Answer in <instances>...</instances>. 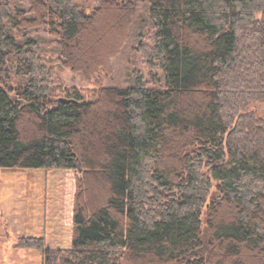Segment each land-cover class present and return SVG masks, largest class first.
I'll list each match as a JSON object with an SVG mask.
<instances>
[{
  "label": "trees",
  "instance_id": "1",
  "mask_svg": "<svg viewBox=\"0 0 264 264\" xmlns=\"http://www.w3.org/2000/svg\"><path fill=\"white\" fill-rule=\"evenodd\" d=\"M141 1L151 21L140 50L165 72V88L140 76L96 99L76 91L58 102L35 38L14 33L47 26L66 65L90 77L110 68ZM28 3L0 0V168L82 177L71 246L25 234L15 247L39 249L41 264H122L128 253L157 264H264V0H99L91 12L77 0ZM108 8L123 20L119 40L106 63L80 68V53L105 41Z\"/></svg>",
  "mask_w": 264,
  "mask_h": 264
},
{
  "label": "rangeland",
  "instance_id": "2",
  "mask_svg": "<svg viewBox=\"0 0 264 264\" xmlns=\"http://www.w3.org/2000/svg\"><path fill=\"white\" fill-rule=\"evenodd\" d=\"M9 1L13 8H29L28 0ZM77 2L84 5L87 12H91L99 0ZM103 16L107 33L105 41L98 42L97 39L92 42L93 45L80 53L83 60L75 59V62L79 61L76 64L80 68L84 67V60L92 63L91 70L97 67L99 61L106 63L109 58L106 50L119 40L123 20L116 21L117 13L109 8ZM114 21L118 23H113ZM150 21V3L139 2L127 39L121 50L110 58V68L98 69L90 77L84 71L66 65L57 37L49 32L47 26L28 31L15 30L14 33L20 43L28 37L35 38L46 64L51 66L54 72L51 83L55 89V99L68 98V94L76 91L81 92L86 99H96L104 87L128 86L141 77L147 86L166 87L163 69L157 64H152L140 50L142 39L149 34ZM15 68L17 66L10 67L12 70ZM260 107L264 114V104ZM26 129H30L29 123L26 124ZM93 136L90 137V144L93 143ZM81 177L82 173L72 168H0V264H41L39 249L15 247V240L25 234L45 235L51 247L71 246L75 197ZM89 181L92 191L100 188L91 179ZM122 264L157 263L147 262L128 253Z\"/></svg>",
  "mask_w": 264,
  "mask_h": 264
},
{
  "label": "water",
  "instance_id": "3",
  "mask_svg": "<svg viewBox=\"0 0 264 264\" xmlns=\"http://www.w3.org/2000/svg\"><path fill=\"white\" fill-rule=\"evenodd\" d=\"M14 98L15 99H18V97L16 96V95H14ZM71 100H74V99H72V98H67V97H59V98H57V101L58 102H70Z\"/></svg>",
  "mask_w": 264,
  "mask_h": 264
}]
</instances>
